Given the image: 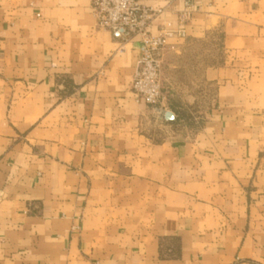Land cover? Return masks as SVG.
I'll return each instance as SVG.
<instances>
[{"label": "crops", "instance_id": "1", "mask_svg": "<svg viewBox=\"0 0 264 264\" xmlns=\"http://www.w3.org/2000/svg\"><path fill=\"white\" fill-rule=\"evenodd\" d=\"M140 1L156 108L90 0H0V264H264V0Z\"/></svg>", "mask_w": 264, "mask_h": 264}, {"label": "built area", "instance_id": "2", "mask_svg": "<svg viewBox=\"0 0 264 264\" xmlns=\"http://www.w3.org/2000/svg\"><path fill=\"white\" fill-rule=\"evenodd\" d=\"M183 2V18H186L193 4L192 0ZM90 3L99 27L110 31L123 43L132 37H138L140 50L133 75L132 91L137 99L144 101L147 106H160L164 99L162 53L168 37L184 36V20H179L176 28L166 23L153 35L149 28L160 9L146 6L140 0H90Z\"/></svg>", "mask_w": 264, "mask_h": 264}, {"label": "rangeland", "instance_id": "3", "mask_svg": "<svg viewBox=\"0 0 264 264\" xmlns=\"http://www.w3.org/2000/svg\"><path fill=\"white\" fill-rule=\"evenodd\" d=\"M166 48V45H165V47H164V49ZM199 51H201V52H199ZM195 54V56L197 55H199V56H201L202 58H204V56H205V52H204V47H202L201 48V50H198L197 52H195L194 53ZM212 55H213V53H211ZM162 61H163V57H162ZM164 63V62H163ZM196 121H198V124L200 123V120H196Z\"/></svg>", "mask_w": 264, "mask_h": 264}]
</instances>
